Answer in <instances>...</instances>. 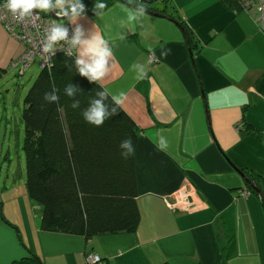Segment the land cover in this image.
Instances as JSON below:
<instances>
[{"label": "crops", "instance_id": "0c3cea01", "mask_svg": "<svg viewBox=\"0 0 264 264\" xmlns=\"http://www.w3.org/2000/svg\"><path fill=\"white\" fill-rule=\"evenodd\" d=\"M79 2L83 11L59 22L81 40L103 35L112 55L98 82L126 93L120 107L139 129V226L90 239L44 232L23 170L0 183V264H85L91 253L105 264H264V25L221 0L149 3L131 25L126 9L139 11L138 0ZM61 3L51 9L77 0ZM22 53L0 24V77ZM185 183L195 209L170 211L164 199Z\"/></svg>", "mask_w": 264, "mask_h": 264}, {"label": "trees", "instance_id": "16d2710c", "mask_svg": "<svg viewBox=\"0 0 264 264\" xmlns=\"http://www.w3.org/2000/svg\"><path fill=\"white\" fill-rule=\"evenodd\" d=\"M221 1L232 11H241L240 0ZM149 3L153 2L139 5ZM177 23L190 45L188 29ZM76 60L75 54H55L23 99L27 196L41 208L40 229L44 232L85 239L133 234L140 222L134 164L139 129L98 81L79 73ZM69 87L74 89L72 95L67 93ZM101 92L110 115L96 126L86 121L83 113L93 100L100 99ZM46 93L58 99H45ZM114 108L116 112L111 114ZM126 139H131V153L120 147ZM250 183L254 185L247 180L256 192ZM262 204L264 209V199ZM32 260L38 261L34 256Z\"/></svg>", "mask_w": 264, "mask_h": 264}, {"label": "built area", "instance_id": "2783aa9c", "mask_svg": "<svg viewBox=\"0 0 264 264\" xmlns=\"http://www.w3.org/2000/svg\"><path fill=\"white\" fill-rule=\"evenodd\" d=\"M158 2L160 0H138ZM242 12L247 13L254 22L261 27L264 25V0H240ZM0 24L5 29L7 35L23 47L22 55L12 62L10 68L16 69L18 76H23L29 65L36 58L39 59V66H47L57 53L67 55L75 54L78 44L70 43L75 31L68 22H59L57 19L48 15L44 10L33 9L31 14L23 18L18 15L13 16L0 3ZM62 26L67 30V37L63 41L54 44L49 52H44V45L47 44V36L54 27ZM242 195H247L243 192ZM167 208L173 212L188 213L195 209L196 198L193 189L189 184H183L173 195L164 199ZM85 264H102L101 258L96 254L85 256Z\"/></svg>", "mask_w": 264, "mask_h": 264}, {"label": "clouds", "instance_id": "9594fccd", "mask_svg": "<svg viewBox=\"0 0 264 264\" xmlns=\"http://www.w3.org/2000/svg\"><path fill=\"white\" fill-rule=\"evenodd\" d=\"M0 3H2V6L14 17L18 15L20 18L30 15L31 10L33 9L44 10L48 13L49 8H55L57 6L63 8L61 0H56L55 5L51 4L50 0H0ZM94 7L96 9H104L106 4L97 0ZM77 9H80L81 12L83 11V6L79 0H77V3L74 6H71L70 10L72 17H76L80 14L77 12ZM126 12L127 19L131 25V22L135 21L138 16L145 15V5H140L139 11L126 9ZM57 15L66 16L67 12L61 11L58 12ZM81 35V29L77 27L75 36L70 42L73 45H81L82 51L80 55L88 57L87 61L82 58L76 60V64L79 66V73L82 76L87 77L90 81H98L101 77H104L109 70L106 65L108 63V58L112 55V52L108 47V42L103 38L102 34L97 33L96 35H93L91 39L86 40H81ZM66 37L67 30L62 26L52 28L51 32L47 36L48 42L44 45L43 51L49 52L56 42L63 41ZM73 91L74 89L69 87L67 89L68 95H72ZM98 95L100 96V99L93 100L91 105L83 113L84 119L96 126L102 125L105 119L110 115L103 103L104 93L101 92ZM45 99L55 101L58 98L54 94L49 95L46 93ZM112 99L116 105H121L126 99V93L124 91H120L118 94L112 95ZM73 107H76V105L74 104ZM115 112L116 109L114 108L111 114H115ZM158 143H160V146L163 147L162 142L158 141ZM120 147L127 149L129 153L133 151L131 139L124 140Z\"/></svg>", "mask_w": 264, "mask_h": 264}, {"label": "rangeland", "instance_id": "374dc122", "mask_svg": "<svg viewBox=\"0 0 264 264\" xmlns=\"http://www.w3.org/2000/svg\"><path fill=\"white\" fill-rule=\"evenodd\" d=\"M41 71L39 59L29 65L23 76L7 72L0 77V183L21 176L24 170L22 151L23 99ZM6 174H9L8 177Z\"/></svg>", "mask_w": 264, "mask_h": 264}, {"label": "water", "instance_id": "95a60500", "mask_svg": "<svg viewBox=\"0 0 264 264\" xmlns=\"http://www.w3.org/2000/svg\"><path fill=\"white\" fill-rule=\"evenodd\" d=\"M87 7V5L85 6ZM84 7V8H85ZM80 9H77V12H79ZM48 14L57 19V20H66L67 18L71 17L72 16V13H71V10L67 12V15L66 16H58L57 13H55L51 8L48 9ZM250 186L257 192L258 190L256 189V187L250 183Z\"/></svg>", "mask_w": 264, "mask_h": 264}, {"label": "bare ground", "instance_id": "6f19581e", "mask_svg": "<svg viewBox=\"0 0 264 264\" xmlns=\"http://www.w3.org/2000/svg\"><path fill=\"white\" fill-rule=\"evenodd\" d=\"M74 55V54H73ZM10 65V64H9Z\"/></svg>", "mask_w": 264, "mask_h": 264}]
</instances>
